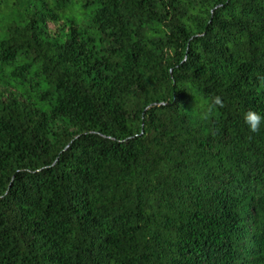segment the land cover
Here are the masks:
<instances>
[{"label": "trees", "instance_id": "obj_1", "mask_svg": "<svg viewBox=\"0 0 264 264\" xmlns=\"http://www.w3.org/2000/svg\"><path fill=\"white\" fill-rule=\"evenodd\" d=\"M0 64V264H264V0H0Z\"/></svg>", "mask_w": 264, "mask_h": 264}, {"label": "clouds", "instance_id": "obj_2", "mask_svg": "<svg viewBox=\"0 0 264 264\" xmlns=\"http://www.w3.org/2000/svg\"><path fill=\"white\" fill-rule=\"evenodd\" d=\"M258 79L264 81V76L258 77ZM224 106V102L220 96H213L211 100L207 102V107L200 113V119L205 122L210 121L212 117L217 114V110ZM244 122L249 130L255 133L259 131L261 123L264 122V116L250 109L244 114Z\"/></svg>", "mask_w": 264, "mask_h": 264}, {"label": "rangeland", "instance_id": "obj_3", "mask_svg": "<svg viewBox=\"0 0 264 264\" xmlns=\"http://www.w3.org/2000/svg\"><path fill=\"white\" fill-rule=\"evenodd\" d=\"M68 10L73 21L77 24H86L90 18V10L81 7L80 3L73 2L71 5H69ZM51 26L52 25H50V27ZM16 63H22V59L19 58ZM10 71V66H4L0 64V75L7 76Z\"/></svg>", "mask_w": 264, "mask_h": 264}]
</instances>
